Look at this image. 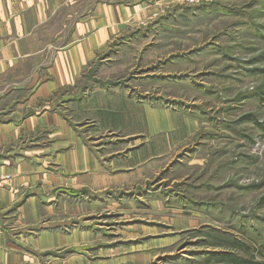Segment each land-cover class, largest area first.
Listing matches in <instances>:
<instances>
[{"label":"rangeland","instance_id":"rangeland-1","mask_svg":"<svg viewBox=\"0 0 264 264\" xmlns=\"http://www.w3.org/2000/svg\"><path fill=\"white\" fill-rule=\"evenodd\" d=\"M94 3L122 18L61 96L90 99L64 115L114 183L67 185L56 157L74 146L46 133L36 202L0 213L8 248L19 264H264V0Z\"/></svg>","mask_w":264,"mask_h":264},{"label":"crops","instance_id":"crops-1","mask_svg":"<svg viewBox=\"0 0 264 264\" xmlns=\"http://www.w3.org/2000/svg\"><path fill=\"white\" fill-rule=\"evenodd\" d=\"M119 17V12L116 16L109 6L94 0H0V175L14 177L0 189L1 214L22 207L30 196L36 202L38 195L23 194L44 170L45 153L30 147L43 150L46 133L52 143L62 145L66 139L74 146L56 157L71 174L65 178H76L67 185L79 183L91 189L97 183L106 187L114 183L97 177H103L98 160L81 145L77 127L64 115L72 105L90 99L77 91L62 96L61 92L75 88L94 50L115 31ZM53 178L58 181L54 185L61 183L49 175L51 184ZM42 203L45 206L46 201ZM9 239L8 231L0 227V264H19L20 257L8 248Z\"/></svg>","mask_w":264,"mask_h":264},{"label":"trees","instance_id":"trees-1","mask_svg":"<svg viewBox=\"0 0 264 264\" xmlns=\"http://www.w3.org/2000/svg\"><path fill=\"white\" fill-rule=\"evenodd\" d=\"M242 264H254V262H250L248 260H243L241 261Z\"/></svg>","mask_w":264,"mask_h":264}]
</instances>
